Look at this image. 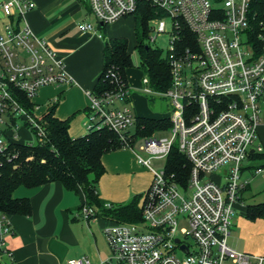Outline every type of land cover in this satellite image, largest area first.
<instances>
[{
	"label": "built area",
	"instance_id": "obj_1",
	"mask_svg": "<svg viewBox=\"0 0 264 264\" xmlns=\"http://www.w3.org/2000/svg\"><path fill=\"white\" fill-rule=\"evenodd\" d=\"M140 2L157 11L150 43L159 35L169 36L168 89L153 90L145 76L141 91L170 102L171 114L165 119L171 136L141 138L140 149L148 155L142 158L134 152L136 141L129 132L135 115L129 108L128 84L99 96L86 92V131L105 127L115 132L123 149L134 152L137 164L152 176L138 203L141 221L105 228L111 259L98 264H264L263 255L237 252L227 242L236 205L250 184L245 174L264 175V167L243 165L249 154L263 152L257 128L258 101L264 99V47L256 52L248 41L249 0H86L99 26L133 15ZM0 8L6 19L0 32L3 157L8 156L10 144L18 142L20 125L35 139L44 137L33 103L38 90L63 87L72 79L48 42L25 22L24 15L35 8L31 0H2ZM78 30L96 32L89 22L78 25ZM22 97L34 104L32 114L22 105ZM173 146L189 165L184 184L166 171V164L161 170L150 166L152 159L166 160ZM80 214L86 221L94 211L82 206ZM180 218L185 228L178 229ZM10 232L7 215L0 213V255L5 252L4 236ZM64 264L93 263L82 256Z\"/></svg>",
	"mask_w": 264,
	"mask_h": 264
},
{
	"label": "crops",
	"instance_id": "obj_2",
	"mask_svg": "<svg viewBox=\"0 0 264 264\" xmlns=\"http://www.w3.org/2000/svg\"><path fill=\"white\" fill-rule=\"evenodd\" d=\"M31 1L35 8L24 15L25 22L36 36L48 42L63 61L66 72L72 79L71 84L63 87L40 88L33 98V103L37 106L35 114L40 113L43 106L47 110L56 100L55 117L69 120L68 133L72 138L83 136L87 132L85 124L89 105L86 92L94 88L103 69L102 37H98L100 34L97 32L85 33L78 30V25L91 21L86 0ZM117 22L103 28L110 40L125 37L114 35V31L121 30L123 23L131 26L126 20L121 24ZM5 23L6 19L0 8V32ZM101 27L96 25L97 30ZM129 70L126 71V78L130 90L129 106L131 105L133 112L132 102L141 97L142 86L140 83H129ZM257 134L264 151V123L261 120ZM101 161L105 173L97 184L99 200L106 204H124L136 195H141L142 198L152 176L145 168L136 164L134 152L126 149L115 151L104 154ZM245 177L250 181L254 179L247 173ZM250 187L249 184L240 203L236 205L227 242L237 252L264 256V218L250 220L245 217L248 205L245 207L243 196ZM20 193L18 197L13 196L28 198L31 213L29 216H7L11 232L4 236L5 252L0 255V264H64L68 259L82 256L87 257L91 263L98 264L111 259L104 230L113 223L95 215L83 220L80 214V207L84 202L81 191H67L59 182H53L33 189L24 188ZM92 210L95 214L96 210ZM111 264L116 263L112 261Z\"/></svg>",
	"mask_w": 264,
	"mask_h": 264
},
{
	"label": "trees",
	"instance_id": "obj_3",
	"mask_svg": "<svg viewBox=\"0 0 264 264\" xmlns=\"http://www.w3.org/2000/svg\"><path fill=\"white\" fill-rule=\"evenodd\" d=\"M131 16L136 29L135 47L140 59L139 68L144 71L153 90L165 91L170 84L166 59L158 49L151 48L144 42L148 38V21L157 16V11L149 4L140 2L138 10ZM246 18L248 41L259 52L264 47V0H249ZM138 27L141 29L140 34L137 32ZM103 28L105 26L101 27ZM103 52V69L91 90L96 96L116 90L122 83L126 85V71L132 67L125 39L106 42ZM111 74L115 78L110 77ZM55 103L39 119L45 133L42 139L36 138L34 144L20 141L12 143L8 156L0 157V213L7 216H29V199L15 198L14 192L18 188L33 189L59 182L67 191H81L84 199L82 206L96 210L95 216H101L113 224L140 222L142 217L138 203L141 195L134 196L124 204L107 203L110 206L107 208L106 203L98 198L97 184L105 173L102 156L123 149V143L117 134L103 127L72 138L68 133L69 120H59L54 115ZM22 105L30 114L33 113L34 104L30 100L22 97ZM168 127L169 123L165 118L135 116L133 137L137 141ZM248 159L264 161V151L249 154ZM166 171L180 178L181 184L187 180L189 165L176 146L171 148L166 157ZM245 217L250 220L264 218V202L248 205Z\"/></svg>",
	"mask_w": 264,
	"mask_h": 264
},
{
	"label": "rangeland",
	"instance_id": "obj_4",
	"mask_svg": "<svg viewBox=\"0 0 264 264\" xmlns=\"http://www.w3.org/2000/svg\"><path fill=\"white\" fill-rule=\"evenodd\" d=\"M165 19V18H163ZM125 20L130 24H125L123 22H125ZM157 18H152L148 21V38H146L144 40V42L149 45L151 48H155L158 49L161 52L162 57H165L167 49H168V41H169V36L168 34H163V35H159L156 37L154 43H150L149 41V37L154 36L155 34L150 30V28L153 27L154 23L157 21ZM89 23H92L95 26V31L101 35V39L105 45L106 42L110 41L109 35L105 34L103 29H96V21L94 20V18L91 16V21ZM121 24L123 23L124 25H122V27L120 26V31H114V35H124L125 37H121L119 39H125L128 42V53L130 55V59H131V63H132V67L130 68V70L128 71V81L129 83H133L135 85L137 84H141L142 86V78L145 77V73L144 71H142L139 68V55H138V51L136 50L135 47V34H136V29H135V24H134V18L133 16L130 17H125L120 19L119 22H117V24ZM165 23L167 24L168 21H165ZM109 27V25L107 26ZM106 27V28H107ZM168 28V25H167ZM140 27H138L137 32L140 34ZM111 35V34H110ZM138 99H136V101L132 102V107H133V112L137 115H145L149 118H155V119H161V118H167L170 116L171 114V104L168 100L163 99V98H153L150 95H145L141 93V97H137ZM151 99V101H150ZM36 104H38L37 102H35ZM43 105V104H42ZM258 106L260 108V114H259V118L261 120L262 123H264V99H260L258 101ZM129 108L131 109V105L129 106ZM42 111L38 114H35V116L37 118H41L42 115L46 112V107L43 106ZM132 112V113H133ZM21 124V123H20ZM18 132V141L20 142H24V143H36V139L35 136L30 133L29 131H27L26 129H23L20 125ZM129 132L134 134V126L132 128L129 129ZM171 136V133L168 129L165 130H158L156 132L153 133V137L155 139H166L168 140ZM143 142L138 139L134 145V152L136 154H138L139 156H141L142 158L146 159L148 158V155H146L141 149L140 147L142 146ZM123 150V149H122ZM129 150V149H126ZM112 152H109L107 154H111ZM134 160L136 162L135 159V154H134ZM137 164V162H136ZM166 164V160H157V159H152L150 162V166L154 169V170H161L164 165ZM140 167H143L139 164H137ZM244 166H256L259 167L261 165H264V161H251L249 159H246L243 162ZM145 168L148 172L149 170L146 167ZM215 175H212V177H215ZM250 189L244 194L243 199H244V204L245 207L247 205H251V204H256V203H260L264 201V175H259V176H255L254 179H252L250 181ZM21 190H24V188H19V190H17V192H15L14 196H20L21 195ZM186 227V223L185 220L180 218L178 221V229L181 228H185ZM178 238L183 239V236L178 233L177 234ZM230 240V239H229ZM226 264H230V263H226Z\"/></svg>",
	"mask_w": 264,
	"mask_h": 264
},
{
	"label": "water",
	"instance_id": "obj_5",
	"mask_svg": "<svg viewBox=\"0 0 264 264\" xmlns=\"http://www.w3.org/2000/svg\"><path fill=\"white\" fill-rule=\"evenodd\" d=\"M252 153V152H251Z\"/></svg>",
	"mask_w": 264,
	"mask_h": 264
}]
</instances>
